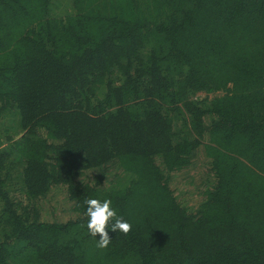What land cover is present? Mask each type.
I'll use <instances>...</instances> for the list:
<instances>
[{
  "label": "trees",
  "instance_id": "1",
  "mask_svg": "<svg viewBox=\"0 0 264 264\" xmlns=\"http://www.w3.org/2000/svg\"><path fill=\"white\" fill-rule=\"evenodd\" d=\"M55 2L0 0V264H264V0Z\"/></svg>",
  "mask_w": 264,
  "mask_h": 264
},
{
  "label": "clouds",
  "instance_id": "2",
  "mask_svg": "<svg viewBox=\"0 0 264 264\" xmlns=\"http://www.w3.org/2000/svg\"><path fill=\"white\" fill-rule=\"evenodd\" d=\"M87 205V230L88 233L96 238L98 248H107L111 243V236L108 229L113 233H122L127 235L132 230V225L118 216L115 209L112 208L110 199L90 198L85 200Z\"/></svg>",
  "mask_w": 264,
  "mask_h": 264
},
{
  "label": "rangeland",
  "instance_id": "3",
  "mask_svg": "<svg viewBox=\"0 0 264 264\" xmlns=\"http://www.w3.org/2000/svg\"><path fill=\"white\" fill-rule=\"evenodd\" d=\"M54 9H56L57 11H59V12H61V11H63V6H62V3H61V0H56V2H55V5H54ZM200 94V96L201 97H203V96H205V93L204 92H200L199 93ZM8 123H1L0 124V127L2 128H6V126L5 125H7ZM9 135H11V133L9 134ZM177 179V178H176ZM59 203V205H58V207H62L63 206V201H62V196H59V198H58V200H57V202H55V204H58ZM57 207V208H58Z\"/></svg>",
  "mask_w": 264,
  "mask_h": 264
}]
</instances>
